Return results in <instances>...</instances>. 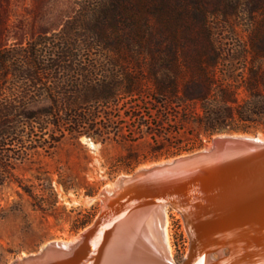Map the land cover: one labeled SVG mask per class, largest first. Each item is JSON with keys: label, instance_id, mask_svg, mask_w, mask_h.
<instances>
[{"label": "trees", "instance_id": "1", "mask_svg": "<svg viewBox=\"0 0 264 264\" xmlns=\"http://www.w3.org/2000/svg\"><path fill=\"white\" fill-rule=\"evenodd\" d=\"M85 1L57 33L0 47V186L15 183L40 211L53 210L45 177L25 185L14 175L34 129L47 154L66 136L128 146L118 160L126 171L217 134L264 132V0ZM241 1L247 39L212 38L207 18L234 19L227 9ZM118 94L154 101H107ZM139 140L146 154L134 151ZM15 145L24 150L15 155Z\"/></svg>", "mask_w": 264, "mask_h": 264}, {"label": "rangeland", "instance_id": "2", "mask_svg": "<svg viewBox=\"0 0 264 264\" xmlns=\"http://www.w3.org/2000/svg\"><path fill=\"white\" fill-rule=\"evenodd\" d=\"M87 4L85 0H0V47L18 46L41 34H55L66 20L79 14ZM227 11L235 13L236 18L221 21L209 16L206 23L208 32L214 39L238 36L246 40L248 8L241 1ZM111 70L109 66L107 73ZM107 101L154 100L148 95L128 97L118 94ZM40 109L39 105L32 112H39ZM36 131L34 129L23 144L25 157L15 163L14 175L25 185H37L39 182L35 177H45L47 180L43 184L45 187L51 185L56 193V203L52 211L42 212L33 206L31 199L15 183L0 186V264H10L17 258L33 254L52 241H66L78 236L97 217L100 210L98 195L102 190L141 166L178 156L145 161L126 171L118 168V160L127 154L128 146L112 143L103 147L85 137L75 141L66 136L51 154H47L42 150L45 138ZM247 135L264 136V132ZM211 139L202 148L208 146ZM133 149L140 155L147 153V147L141 140L136 141ZM10 150L16 155L24 149L15 145L10 146ZM87 215L90 222L76 229ZM166 215L171 256L174 262L180 264L188 252L190 239L179 212L169 208Z\"/></svg>", "mask_w": 264, "mask_h": 264}, {"label": "water", "instance_id": "3", "mask_svg": "<svg viewBox=\"0 0 264 264\" xmlns=\"http://www.w3.org/2000/svg\"><path fill=\"white\" fill-rule=\"evenodd\" d=\"M257 137L217 134L204 148L135 169L99 193V213L78 241H52L10 264H54L64 254L68 258L87 252L95 262L100 258L109 264H177L163 249L161 210L169 206L183 211L179 194L194 188L197 195L227 189L223 192L229 194L242 183H249L264 191V139ZM202 251L196 242H190L189 252L180 264H198L205 254H217L218 264H234L239 258L226 244L217 251Z\"/></svg>", "mask_w": 264, "mask_h": 264}, {"label": "bare ground", "instance_id": "4", "mask_svg": "<svg viewBox=\"0 0 264 264\" xmlns=\"http://www.w3.org/2000/svg\"><path fill=\"white\" fill-rule=\"evenodd\" d=\"M234 137L240 136L234 135ZM257 138L264 139L261 135H258ZM125 177L128 176H121L118 180ZM191 191L179 194L184 202L183 211H178L172 207L181 215L191 245L196 242L204 253L208 250L217 251L222 244H226L234 254L239 255L235 261L236 264H264V191L257 190L249 183H242L239 188L230 191L229 194L223 191H206L203 195H197L194 192L195 188L194 191ZM169 208L171 207L165 206L161 210L163 216L161 227L164 238L163 249L167 258L175 263L171 256L166 234V212ZM81 234L80 232L78 236L61 242L78 241ZM65 257V254L61 258L59 257L62 260H58L54 264H109L100 258L98 261L96 259L95 262L94 256L88 252ZM200 260L198 264H218L215 261L217 254L211 257L205 254L203 257L201 256Z\"/></svg>", "mask_w": 264, "mask_h": 264}]
</instances>
